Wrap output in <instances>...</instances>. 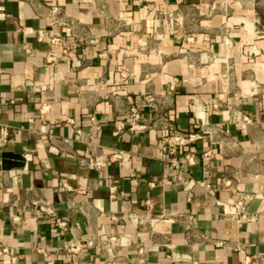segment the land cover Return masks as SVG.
Here are the masks:
<instances>
[{"label":"crops","instance_id":"0c3cea01","mask_svg":"<svg viewBox=\"0 0 264 264\" xmlns=\"http://www.w3.org/2000/svg\"><path fill=\"white\" fill-rule=\"evenodd\" d=\"M238 2L0 0V120L8 123L0 140V243L15 250L14 264H68L73 238L83 263L264 264V38ZM52 35L60 43L49 44ZM49 49L58 55L51 65ZM41 98L50 104L45 114ZM131 103L148 126L118 130ZM69 116L99 144L96 152L123 148L125 159L93 167ZM167 124L211 130L179 147L196 155L179 183L159 182ZM4 161L18 164L4 168ZM241 198L251 219L223 210ZM161 208L167 216L151 226L131 219ZM101 230L126 244L105 246ZM0 264H12L8 254Z\"/></svg>","mask_w":264,"mask_h":264},{"label":"built area","instance_id":"2783aa9c","mask_svg":"<svg viewBox=\"0 0 264 264\" xmlns=\"http://www.w3.org/2000/svg\"><path fill=\"white\" fill-rule=\"evenodd\" d=\"M2 6H0V9ZM54 10H56L57 7H53ZM39 39H42V33L39 32L38 35ZM47 41L49 44H57L60 43L61 37L59 35H52L47 38ZM63 53L69 54L70 51L64 47ZM58 59V55L52 50L49 49L46 52L45 60L46 62L51 65L54 64ZM121 75H125L123 71H120ZM172 81H170V84L172 85ZM45 84L39 85V87H44ZM146 104L149 107L155 108L154 103V95L148 94L146 96ZM50 104L41 98L39 100V112L41 114H45L49 110ZM126 119H118L115 121V126L118 130H122L126 127L133 130L134 132L141 131L145 129L148 126V123L146 121H143L141 110L138 105L131 103L129 104L127 110H126ZM91 120L93 123H96V119L94 115H91ZM243 120H248V116L243 115ZM66 120L71 125V127L74 129L75 132L80 136V139L85 142V144L88 146L89 152L87 154L86 159L88 162L96 168H102L105 166L108 162L111 160H124L126 157V151L123 148H111L108 152L100 153L96 152L95 149L99 147V144L92 142L91 139L87 138L80 125L76 120L72 117H67ZM204 124V123H202ZM164 129H166V133L160 137L159 139V147L166 151L168 153L167 161V169L164 173H162L159 176V182L164 183L166 181H171L174 183L182 182L184 179L185 174V164H193L196 161V155L195 152L192 151L190 148L184 150L182 154H179V147L182 146H189L193 141H195L198 138H201L205 134H210L211 130L209 127H201L200 130L196 131H182L179 129L174 128L172 125H165L163 126ZM8 137V123L2 122L0 120V140L6 141ZM205 154H208V152H205ZM207 174V170H205V175ZM141 180V178H134L133 181L135 183H138ZM149 184L154 185L156 181L154 180H148ZM207 185V184H206ZM67 188L71 189V186H67ZM114 184H110L109 188L111 190L114 189ZM147 203H150L149 200H146ZM245 199L241 198L236 202L234 205L228 206L227 204H223V210L224 212H229L231 214H234L235 217L238 220H248L251 219L253 216L249 215L247 210L244 206ZM39 208L44 211L45 213L49 215H54V209L52 206H50L46 202L36 201ZM167 212L165 208H161L156 214L154 215H147L144 217L137 216V214H132L131 219L136 223H142V224H148L153 225L155 221L162 217H166ZM12 220L15 222H21V218L19 215L14 214L12 216ZM56 222L59 226L65 227L66 221L64 219L56 218ZM102 231V237L100 239V242L104 244L105 246H115V245H122L126 244L127 240L117 234H110ZM88 244H92L93 239L90 237L88 239ZM221 241H218L217 244H220ZM82 247V243L79 241L73 239H70L67 245H65V250L71 254H73V259L68 264H101L99 262L94 261H87V262H80L78 259V252ZM1 254H8L9 260L12 264H14L17 261V255L15 250L5 244L0 243V255ZM247 261V259H245ZM48 264H55L52 260H49L47 262Z\"/></svg>","mask_w":264,"mask_h":264},{"label":"rangeland","instance_id":"374dc122","mask_svg":"<svg viewBox=\"0 0 264 264\" xmlns=\"http://www.w3.org/2000/svg\"><path fill=\"white\" fill-rule=\"evenodd\" d=\"M236 5L249 11V16L254 24V28L259 35L264 38V0H239ZM264 53V48H262ZM259 53V52H258ZM226 71H231V66L225 67Z\"/></svg>","mask_w":264,"mask_h":264},{"label":"water","instance_id":"95a60500","mask_svg":"<svg viewBox=\"0 0 264 264\" xmlns=\"http://www.w3.org/2000/svg\"><path fill=\"white\" fill-rule=\"evenodd\" d=\"M6 156L9 157V155H7V154H6ZM10 158L15 159L16 157L13 156V157H10ZM16 159H17V158H16ZM15 161H16V160H15ZM14 163H15V164H18V162H6V161H4L2 165H3L4 168H9V167H11L12 165H14Z\"/></svg>","mask_w":264,"mask_h":264}]
</instances>
